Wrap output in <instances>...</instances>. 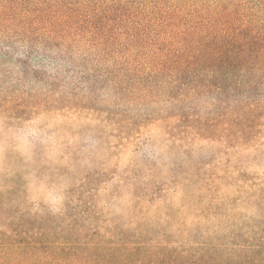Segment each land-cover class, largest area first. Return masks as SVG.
Listing matches in <instances>:
<instances>
[{
  "label": "trees",
  "instance_id": "obj_1",
  "mask_svg": "<svg viewBox=\"0 0 264 264\" xmlns=\"http://www.w3.org/2000/svg\"><path fill=\"white\" fill-rule=\"evenodd\" d=\"M176 19L139 17L125 0H0V66L30 60V137L38 138L32 144H54L67 157L76 150L73 128L112 120L136 129L165 123L177 142L217 137L231 147L253 146L264 125V33L259 49L209 46L216 35L197 41L190 30L171 28ZM47 117L66 131L45 130ZM248 223L239 221L214 242L163 236L155 243L132 233L117 243L96 241L88 227L68 226L76 235L61 244L68 258L93 264L105 257L122 264H264V220ZM44 241L34 237L30 248Z\"/></svg>",
  "mask_w": 264,
  "mask_h": 264
},
{
  "label": "rangeland",
  "instance_id": "obj_2",
  "mask_svg": "<svg viewBox=\"0 0 264 264\" xmlns=\"http://www.w3.org/2000/svg\"><path fill=\"white\" fill-rule=\"evenodd\" d=\"M125 4L155 21L176 16L171 28L190 30L197 41L216 35L209 46L263 45L264 0ZM233 33L241 37L232 39ZM33 63L40 69L39 58ZM0 73V264H93L68 258L61 242L76 235L68 226L88 227L96 241L102 236L117 243L132 233L153 243L163 236L214 242L239 221L264 220V125L251 137L253 146L241 149L217 137L192 144L169 140L165 123L136 129L85 120L83 128L70 131L76 150L66 157L54 144H32L38 138L30 137V60L23 67L5 61ZM54 119L47 117L45 130L65 132L59 124L51 127ZM30 235L50 242L31 249ZM98 262L122 264L107 257Z\"/></svg>",
  "mask_w": 264,
  "mask_h": 264
}]
</instances>
